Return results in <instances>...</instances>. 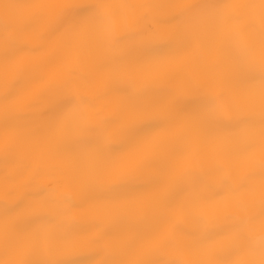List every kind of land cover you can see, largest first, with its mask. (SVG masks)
I'll list each match as a JSON object with an SVG mask.
<instances>
[{
	"label": "snow or ice",
	"instance_id": "snow-or-ice-1",
	"mask_svg": "<svg viewBox=\"0 0 264 264\" xmlns=\"http://www.w3.org/2000/svg\"><path fill=\"white\" fill-rule=\"evenodd\" d=\"M0 264H264V0H0Z\"/></svg>",
	"mask_w": 264,
	"mask_h": 264
}]
</instances>
